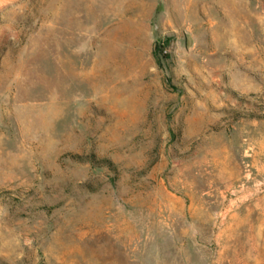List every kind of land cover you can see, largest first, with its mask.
I'll list each match as a JSON object with an SVG mask.
<instances>
[{
	"label": "rangeland",
	"instance_id": "1",
	"mask_svg": "<svg viewBox=\"0 0 264 264\" xmlns=\"http://www.w3.org/2000/svg\"><path fill=\"white\" fill-rule=\"evenodd\" d=\"M0 264H264V0H0Z\"/></svg>",
	"mask_w": 264,
	"mask_h": 264
}]
</instances>
